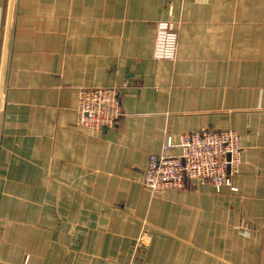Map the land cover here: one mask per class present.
I'll return each mask as SVG.
<instances>
[{
    "label": "crops",
    "instance_id": "1",
    "mask_svg": "<svg viewBox=\"0 0 264 264\" xmlns=\"http://www.w3.org/2000/svg\"><path fill=\"white\" fill-rule=\"evenodd\" d=\"M108 86L116 126H79L77 90ZM203 129L240 135L237 191L143 184ZM25 260L264 264V0H0V262Z\"/></svg>",
    "mask_w": 264,
    "mask_h": 264
},
{
    "label": "built area",
    "instance_id": "2",
    "mask_svg": "<svg viewBox=\"0 0 264 264\" xmlns=\"http://www.w3.org/2000/svg\"><path fill=\"white\" fill-rule=\"evenodd\" d=\"M177 49L178 29L167 23L159 24L154 57L173 61ZM76 110L79 126L89 130L115 127L122 116L119 88H79ZM241 151V137L232 129H203L176 137L168 134L161 152L150 155L142 182L152 192L184 189L193 182L209 183L217 192L224 187L237 191L233 178L241 164ZM142 236L137 241L138 247L145 244Z\"/></svg>",
    "mask_w": 264,
    "mask_h": 264
},
{
    "label": "water",
    "instance_id": "3",
    "mask_svg": "<svg viewBox=\"0 0 264 264\" xmlns=\"http://www.w3.org/2000/svg\"><path fill=\"white\" fill-rule=\"evenodd\" d=\"M103 129H105V130H106V129H110V128L104 127Z\"/></svg>",
    "mask_w": 264,
    "mask_h": 264
}]
</instances>
